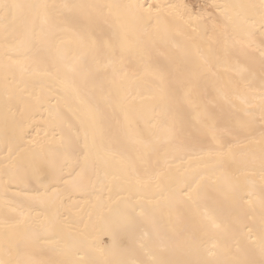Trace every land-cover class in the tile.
Listing matches in <instances>:
<instances>
[{
    "label": "bare ground",
    "instance_id": "bare-ground-1",
    "mask_svg": "<svg viewBox=\"0 0 264 264\" xmlns=\"http://www.w3.org/2000/svg\"><path fill=\"white\" fill-rule=\"evenodd\" d=\"M21 3H61L64 0H13ZM76 3L100 4H149L162 6L159 12L160 22L157 26L156 44L152 49L153 58L161 65H184L192 67L198 62L196 50L206 51L209 46L219 49L220 25L224 13L232 16L233 23L229 25L228 36L233 42L229 54L225 56L223 66L218 67L217 76L229 96L235 91V85L240 76L234 70L237 62L243 63L240 42L245 38L247 29L245 20L250 11L247 8H224V5L258 4L259 0H70ZM178 6V7H172ZM120 22L133 29V42L139 37L140 26L136 24L131 10H115ZM156 15V9H153ZM38 23V22H37ZM156 24V21H152ZM18 31L23 32V25H17ZM115 27L105 25L97 34L98 40H107L114 37ZM259 26H257L256 40L259 43ZM63 54L67 59L83 57L85 64L91 59L87 50L80 48L73 39L66 37L62 46ZM23 61V57H20ZM4 32L0 25V236L5 231L18 234L26 245L32 246L35 257L45 261H59L65 259L64 251L81 249L85 261H94L95 264H109L113 260L132 261L140 258L137 250V241L145 232L152 231V225L147 221L138 220L135 231L120 229L116 221L125 215L129 205H135L139 212L141 207L148 210L155 219L160 233L165 238H171L177 230L194 226L199 221L196 207L180 205L169 207L166 200H161L154 188L137 192L130 189L123 179L112 180L114 172L120 167L117 160L109 152L120 146L127 149V155L136 159L139 145L133 143L136 139L153 136L160 124L159 109L152 111L153 97L158 90L155 77L145 72L143 62L136 57L126 61V71L129 75L119 82L122 95L136 97L131 106V122L126 134L113 138L117 129L126 127L125 112L118 103L111 106L103 104L102 133L97 134L91 125L87 129L82 125L86 119L83 106L79 101L65 93L59 87L55 76L60 67L51 59L43 67L53 76L42 77L37 80H21L19 66L5 67ZM259 75V64L254 66ZM15 74L20 87L24 81L28 87L24 93L23 102H18L19 109L24 110L28 105L26 115L21 119L16 115L17 108L6 110L3 98L4 85L11 84L12 74ZM109 76L102 77L105 89L110 87ZM202 93L196 97V103L209 104L215 115L226 119L227 114L234 111L230 105L217 97L215 79L205 77L202 82ZM258 96V93H257ZM36 97H40L37 102ZM99 100L100 97L97 96ZM209 102H212L211 104ZM237 108L243 105L233 101ZM258 105L259 100L252 101ZM59 112L57 119H52L49 112L52 106ZM183 117L196 123V113L193 108L185 104ZM71 126V127H69ZM254 137L244 139L232 147L231 157L192 158L193 154L176 151L171 145L162 146L159 154V165L156 171L163 173V184L172 188H179L193 178L202 180L204 199L201 207L207 204L213 208L220 219L234 224L241 229L244 225H258L260 206V145L259 123ZM78 131V137L74 135ZM89 133L91 139L95 136L96 144L89 154V163L83 181L74 186L71 181L75 173L84 166V155L75 156L66 154L59 144L53 142V152L38 159L35 171L20 174L10 178L6 174L5 141L14 152L24 154V149L30 148L28 141L36 139L41 143L58 141L63 135L65 141L69 139L80 144L83 149L84 132ZM47 133V135H45ZM23 137V138H21ZM205 144L211 142L210 137H201ZM226 150V149H225ZM137 167L144 165L137 160ZM70 173L72 175H70ZM211 178V179H209ZM231 184L244 200L225 199L220 192L221 186ZM253 195L249 196L248 193ZM167 195V193H165ZM251 203H248V200ZM160 201L159 204L156 201ZM22 223L15 224V221ZM0 248V256H3ZM169 258L180 259H211L203 251L180 253ZM257 264L261 259L259 254L251 257Z\"/></svg>",
    "mask_w": 264,
    "mask_h": 264
},
{
    "label": "snow or ice",
    "instance_id": "snow-or-ice-1",
    "mask_svg": "<svg viewBox=\"0 0 264 264\" xmlns=\"http://www.w3.org/2000/svg\"><path fill=\"white\" fill-rule=\"evenodd\" d=\"M154 7L156 15H153ZM161 7L152 4L145 7L140 4L76 3L70 0L61 3L0 0L5 67L10 69L19 66L21 80L23 81L26 76L30 81L53 76L43 67L50 59L60 65L55 76L59 87L79 101L86 116L82 125L86 129L91 125L97 134L102 133L103 125L101 101L109 106L118 103L125 112L127 125L123 129H117L113 133V138L127 133L131 122V106L137 99L120 93L119 82L129 75L126 71V61L131 57L138 58L143 62L144 71L151 73L157 80L158 90L153 97L155 103L150 108L152 111L159 109L161 118L159 128L153 136L133 141L139 145L135 160L127 155L124 146L109 152L120 165L111 179H123L130 189L137 192L154 188L161 200L167 201L169 207L195 206L199 221L194 226L177 230L173 237L165 238L148 210L141 207L137 212L135 205H129L128 212L116 221V226L134 232L138 220L143 219L152 225V231L145 232L137 241L140 258L132 261L113 260L109 264H257V261L251 258L256 254L261 258L259 264H264V0H259L258 4L223 6L251 10L245 20L247 25L245 38L240 42L244 62H237L234 69L240 80L231 96L219 81L217 69L223 66L225 56L234 46L228 36L229 25L233 23L232 16L224 13L220 25V39L217 40L221 45L219 49L212 46L206 51L197 49L198 62L192 67L161 65L152 55ZM115 10L132 11L136 24L140 26V34L135 42L133 29L120 22ZM153 20L156 24L152 23ZM18 24L23 25V32L18 31ZM105 25L115 27L116 31L114 37L100 41L97 34ZM257 26L259 43L256 40ZM66 37H70L80 48L87 50L91 59L90 64H85L83 57L67 59L62 48ZM21 56L23 61L20 59ZM257 62L259 75L254 71ZM109 75L110 87L105 89L102 77ZM205 77L215 79L217 97L234 109L224 120L215 115L209 104L201 108V105L196 103V97L202 93V82ZM20 82L14 73L11 84L6 78L3 98L6 110L11 111L15 106L17 108L15 114L23 119L28 111V105L25 104L24 110L21 111L18 102H23L28 84L24 81V86L20 87ZM97 96L100 97L99 100ZM255 99L259 100L258 105L252 103ZM36 100L39 102L40 97H36ZM233 101H239L243 107L237 108ZM185 104L192 107L196 113L195 124L183 117ZM49 116L54 120L59 117L55 105L52 106ZM257 123L262 209L258 225L254 221L252 225H244V229H241L221 220L217 212L207 204L201 207V201L205 198L201 183L203 176L199 179L193 178L191 182H185L179 188L163 184V173L156 171L162 146L171 145L176 151L193 154L192 158L200 160L213 156L231 157L232 147L227 145H236L244 139L254 137ZM74 135L78 137V131ZM201 137H210L211 142L205 144ZM53 142L58 143L66 154L84 155V166L80 172L75 173L71 183L75 186L78 181H83L89 154L96 144L95 136L90 139L87 131L84 132L83 153L78 141L74 142L71 139L65 141L63 135H60L58 141L54 136L48 143L32 139L28 141L31 147L24 149V154L14 152L5 141L6 174L14 178L35 171L36 161L53 152L51 147ZM137 160L144 165L143 168L137 167ZM220 192L225 199L237 197L240 200L245 199V196L239 195L231 184L221 186ZM248 195L251 196L253 193L249 192ZM156 203L159 204L160 201ZM248 203H251L250 199ZM19 223H22V220L15 221L14 225ZM37 243L38 239L32 246L26 245L18 234L5 231L0 236V248L4 253L0 256V264H95L94 261H85L81 255L82 250L78 248L64 251L66 258L59 261L37 259L33 251ZM193 251H203L212 258H169Z\"/></svg>",
    "mask_w": 264,
    "mask_h": 264
}]
</instances>
